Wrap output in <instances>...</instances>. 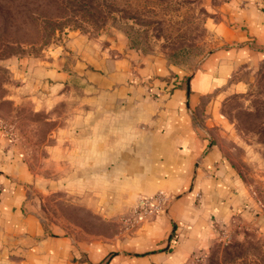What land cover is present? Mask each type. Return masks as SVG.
I'll use <instances>...</instances> for the list:
<instances>
[{
	"label": "crops",
	"instance_id": "0c3cea01",
	"mask_svg": "<svg viewBox=\"0 0 264 264\" xmlns=\"http://www.w3.org/2000/svg\"><path fill=\"white\" fill-rule=\"evenodd\" d=\"M226 9L219 46L183 84L162 79L161 61L138 63L122 46L111 51L77 37L55 58L29 63L18 90L36 108L76 93L92 113L91 126L79 131L93 136L82 165L106 184L100 213L118 229L77 239L45 225L32 202L36 176L0 130V264H188L238 214H255L224 153L229 123L220 96L264 57V0L230 1ZM160 191L165 205L133 220L138 200Z\"/></svg>",
	"mask_w": 264,
	"mask_h": 264
},
{
	"label": "rangeland",
	"instance_id": "374dc122",
	"mask_svg": "<svg viewBox=\"0 0 264 264\" xmlns=\"http://www.w3.org/2000/svg\"><path fill=\"white\" fill-rule=\"evenodd\" d=\"M230 1L235 0H38L35 10L34 4L24 8L34 11L26 21L0 20V130L16 142L36 176L32 202L45 225L77 239L118 229L100 213L98 197L106 184L94 182V168L82 165L93 136L79 131L91 126L92 113L76 93L36 108L28 92L18 90L29 63L55 58L77 37L111 45V51H133L138 63L161 61L168 68L162 79L183 84L219 46L216 29ZM236 78L238 87L220 96L229 123L222 146L244 187L248 212L255 214H238L229 232L188 264H264V57L231 80Z\"/></svg>",
	"mask_w": 264,
	"mask_h": 264
},
{
	"label": "trees",
	"instance_id": "16d2710c",
	"mask_svg": "<svg viewBox=\"0 0 264 264\" xmlns=\"http://www.w3.org/2000/svg\"><path fill=\"white\" fill-rule=\"evenodd\" d=\"M38 0H0V20L4 23H10L15 17L22 16L24 21L30 16L32 12L25 11L27 8L34 4V10L37 7L36 3Z\"/></svg>",
	"mask_w": 264,
	"mask_h": 264
},
{
	"label": "built area",
	"instance_id": "2783aa9c",
	"mask_svg": "<svg viewBox=\"0 0 264 264\" xmlns=\"http://www.w3.org/2000/svg\"><path fill=\"white\" fill-rule=\"evenodd\" d=\"M167 201H168V197L162 191L157 192L151 196L141 197L138 200L133 211V215H135L136 218L133 217L132 219L137 222L144 220L148 214L160 209L163 205H165V202ZM126 221L130 222L129 219Z\"/></svg>",
	"mask_w": 264,
	"mask_h": 264
}]
</instances>
